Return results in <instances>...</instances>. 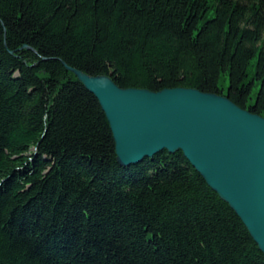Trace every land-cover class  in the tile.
<instances>
[{
  "label": "trees",
  "instance_id": "16d2710c",
  "mask_svg": "<svg viewBox=\"0 0 264 264\" xmlns=\"http://www.w3.org/2000/svg\"><path fill=\"white\" fill-rule=\"evenodd\" d=\"M64 63L264 116V0H0V264H264L181 151L117 162Z\"/></svg>",
  "mask_w": 264,
  "mask_h": 264
},
{
  "label": "water",
  "instance_id": "95a60500",
  "mask_svg": "<svg viewBox=\"0 0 264 264\" xmlns=\"http://www.w3.org/2000/svg\"><path fill=\"white\" fill-rule=\"evenodd\" d=\"M64 67L97 99L120 165L181 151L264 254V116L195 88H121L109 76Z\"/></svg>",
  "mask_w": 264,
  "mask_h": 264
},
{
  "label": "rangeland",
  "instance_id": "374dc122",
  "mask_svg": "<svg viewBox=\"0 0 264 264\" xmlns=\"http://www.w3.org/2000/svg\"><path fill=\"white\" fill-rule=\"evenodd\" d=\"M222 83L224 84L225 87H227V85H228V78L226 77Z\"/></svg>",
  "mask_w": 264,
  "mask_h": 264
}]
</instances>
